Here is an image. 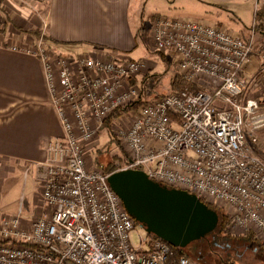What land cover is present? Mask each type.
Segmentation results:
<instances>
[{"label":"built area","instance_id":"2783aa9c","mask_svg":"<svg viewBox=\"0 0 264 264\" xmlns=\"http://www.w3.org/2000/svg\"><path fill=\"white\" fill-rule=\"evenodd\" d=\"M261 6L255 0L246 37L200 18L154 16L152 42L188 84L165 93L154 91L158 76L146 59L53 52L45 22L22 47L40 62L62 136L37 163L41 215L25 225L20 210L0 213V264H200L173 259L171 246L149 235L133 244L137 223L109 186L110 172L86 161L104 126L126 153L114 171L141 170L193 193L222 209L226 231L252 232L264 244V157L255 148L264 100L250 96L264 90L251 68L259 61L264 69Z\"/></svg>","mask_w":264,"mask_h":264},{"label":"crops","instance_id":"0c3cea01","mask_svg":"<svg viewBox=\"0 0 264 264\" xmlns=\"http://www.w3.org/2000/svg\"><path fill=\"white\" fill-rule=\"evenodd\" d=\"M203 1L217 9L210 8L209 13L218 14L221 9L229 12L230 8L234 15L229 26L239 31L228 29L247 36V29H241L235 21L240 20L244 12L249 14L253 9L255 12V0ZM29 7L19 0H0V21L3 23L0 30V164L6 159L21 160L35 165L37 170V163L46 157L47 144L60 139L62 128L50 105L40 62L12 48L34 39L36 32H24L32 23H38ZM131 9L132 0H47L44 15L47 43L51 48L90 45L94 47L90 51L95 56H103L98 54L104 52L106 56L117 51L128 52L136 44V34L130 26ZM9 25L15 26L16 31ZM36 210L31 219H21L22 224L28 225L40 215L38 212L35 215Z\"/></svg>","mask_w":264,"mask_h":264},{"label":"rangeland","instance_id":"374dc122","mask_svg":"<svg viewBox=\"0 0 264 264\" xmlns=\"http://www.w3.org/2000/svg\"><path fill=\"white\" fill-rule=\"evenodd\" d=\"M24 6H31L30 9L33 10L32 15L38 21L37 25L33 23L28 26L25 32H36L34 39H30V42H26L28 45L34 43L44 32V15L46 12L47 0H19ZM202 1V3L200 2ZM16 2V0H14ZM217 9L214 6L204 3L203 0H132V9L130 11L129 19L130 26L134 33L137 35L135 47L128 52H112L108 56L118 60H128V59H146L147 67L153 72L157 73L159 80L154 86V91L156 92H169L170 89V77H172L176 72L177 68L172 63L168 56H163L154 46L151 35L150 26L151 21L156 15H168V16H185L192 18H208L217 21L219 25L224 28L235 29L239 31L238 28L229 26L232 22V16L234 12L229 8V12L221 9L219 13L213 11L209 13V10ZM240 16V20L235 22L240 25L241 29L251 28L254 19V9L251 13H243ZM5 14H3V18ZM252 15V16H251ZM251 16V18H250ZM6 19V18H5ZM7 20V19H6ZM229 23V24H228ZM3 23L0 21V30L3 28ZM14 25V24H13ZM10 26L11 29L15 30V26ZM37 26V29L34 27ZM239 27V26H237ZM33 28V29H32ZM35 28V29H34ZM20 29V28H18ZM261 31L264 32V26L260 27ZM16 31V30H15ZM33 38V37H27ZM47 37L45 36L44 39ZM47 41V40H46ZM25 44V45H27ZM48 44V43H47ZM15 45V44H14ZM24 45H19L22 49ZM54 47V46H53ZM51 48L53 52L62 53L65 55L75 56L78 53L85 52L95 56L92 50V46L88 45L85 48L79 46L73 47H61V48ZM81 51V52H79ZM70 53V54H69ZM108 53V52H106ZM253 71L261 70L260 62L257 65L251 67ZM257 68H259L257 70ZM257 72L256 77L260 79ZM140 85V83H138ZM251 97H257L258 100H264V90L259 87L255 89L250 94ZM263 97V99H261ZM107 126H104L98 133L95 146L92 147V152L86 154L87 163L99 165L104 168L112 160L117 165L122 163V160L117 159L121 156L124 157L126 153L123 149L119 148L116 144L115 137L109 132ZM257 141L255 148L258 153L264 157V126L258 129ZM111 138L114 139L111 140ZM100 149V153L97 150ZM114 156H118L114 158ZM36 167L31 163L22 162L21 160L6 159V161L0 164V213L6 216L17 215L20 210L21 219H31L34 213V209L38 214L41 215L43 211L42 204L40 202V192L38 187V179L36 175ZM39 215L35 216L36 219ZM33 219V220H34ZM230 234L229 238L224 240L215 241L213 236L208 234L199 242H194L191 245H187L184 251L189 254L193 259H196V254H201L202 258L199 261L200 264H264V244L262 242H251L247 240L244 236L246 234L239 230H228ZM141 234L143 237H147L148 233L145 232L143 228L136 225L135 228L130 232V237L134 245L138 244V235ZM193 251V252H192ZM197 260V259H196Z\"/></svg>","mask_w":264,"mask_h":264},{"label":"water","instance_id":"95a60500","mask_svg":"<svg viewBox=\"0 0 264 264\" xmlns=\"http://www.w3.org/2000/svg\"><path fill=\"white\" fill-rule=\"evenodd\" d=\"M107 181L137 225L173 247L184 248L217 226L218 214L195 194L154 182L141 170L113 171Z\"/></svg>","mask_w":264,"mask_h":264},{"label":"trees","instance_id":"16d2710c","mask_svg":"<svg viewBox=\"0 0 264 264\" xmlns=\"http://www.w3.org/2000/svg\"><path fill=\"white\" fill-rule=\"evenodd\" d=\"M256 17H257V20H259V26L262 28V26H264V6H261L257 11H256ZM263 32V31H261ZM137 37V35H136ZM161 53V55L163 56V53L161 51H159ZM261 79V81L263 82V88H264V69L259 72V75H258ZM158 80H159V76L157 77ZM170 89L171 90H174V89H181L183 87H188V84L178 75V74H174L172 77H170ZM110 120V117H108L107 119V122ZM114 139V138H111V140ZM115 141V139L113 140ZM117 144V142H116ZM118 145V144H117ZM98 153H100V149L97 150ZM121 155H124L121 156V158H119L118 156H114V158H117V159H120L122 160V162L126 161V155L125 154H122ZM116 169V164L114 163V161L112 160L111 162H109L104 168L103 170L105 172H112ZM207 205V207L213 209L217 214H218V223H217V226L215 227V229L210 232L209 234L213 236V239L215 241H220V240H224L225 238H229L230 234H228V232L226 231V228L228 227L229 225V219L224 215V212L222 211L221 208H218V207H215L211 204H208V203H205ZM150 237H153V238H158L152 234L149 235ZM247 240L251 241V242H259L260 241L254 236V234L252 232H248L246 234V236H244ZM159 239V238H158ZM201 240V239H200ZM194 242H199V240H196ZM192 242V243H194ZM190 243V245L192 244ZM261 244V243H260ZM171 246V245H170ZM185 248V247H184ZM184 248H177V247H173L171 246V252H172V258L176 260L177 257L181 256V255H185L189 258H192L191 256H189V254H187L185 251H184ZM193 252V251H192ZM196 261H200L201 258H202V255L201 254H196L195 255ZM193 259V258H192Z\"/></svg>","mask_w":264,"mask_h":264},{"label":"flooded vegetation","instance_id":"af4514ba","mask_svg":"<svg viewBox=\"0 0 264 264\" xmlns=\"http://www.w3.org/2000/svg\"><path fill=\"white\" fill-rule=\"evenodd\" d=\"M207 235H208V234H207ZM207 235H206V236H207Z\"/></svg>","mask_w":264,"mask_h":264}]
</instances>
